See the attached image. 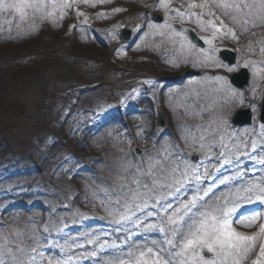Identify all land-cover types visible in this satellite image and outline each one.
I'll use <instances>...</instances> for the list:
<instances>
[{"label":"rangeland","instance_id":"rangeland-1","mask_svg":"<svg viewBox=\"0 0 264 264\" xmlns=\"http://www.w3.org/2000/svg\"><path fill=\"white\" fill-rule=\"evenodd\" d=\"M152 2L129 4L131 10L128 13L126 9H123L121 14L117 15L112 14L115 5H105L110 15L106 14L104 17L96 15L97 5L93 7V4L87 3L89 11H86L79 20H75V17L67 19L64 14L61 16V11H59L58 19L41 18L39 14L33 17L30 14L23 23L14 13L0 14V174H2L0 179L3 180L0 182L3 185L0 186V193L10 190L9 195H0V213L8 214L9 208L18 202H24L23 204L27 205L43 204L49 208L46 214L42 209H35L31 214H27L24 209L9 213V225L0 229V256L3 260H7V253L12 255L17 253L18 260L27 257V254L36 247V240L41 241L40 234L35 230L38 224L47 227L49 233H56L62 226L79 225L86 218L109 217L101 204V201L106 199L103 188L105 180L99 176L97 169L102 160H95L97 163L94 171L97 174L81 172L82 167L91 164L92 153H98L102 147L109 150V157L106 163L100 166V172L106 175L108 181L118 186L119 177H130L134 172V169H130L128 173H125L123 169L128 163L120 161L127 155L132 157L131 149L134 144L142 145L146 156L158 153L159 150L152 151V122L159 124L162 117L165 123L163 129L168 131L166 111L160 110L158 118L155 111L148 117L144 114V109L137 108L134 104L137 102L141 104L144 100L147 108L149 106L154 108L155 98L152 91L163 85L166 82L164 80L171 79L174 82L176 79L185 77L182 70L184 71V68L188 70L193 66L187 65V62L183 60L174 61L168 56L171 50H180L179 37L176 38L175 44L167 37H163L161 40L165 44L161 48L152 46L156 40H159V35H153V29L149 27V25H156L153 22L154 14L144 15L142 10L138 11L137 7V5L146 7L147 4L151 6ZM192 2L199 3L201 0ZM192 2L177 0L176 4L188 11L184 6ZM74 3L77 4V2ZM101 3L106 4V2ZM159 11L165 13L161 7ZM167 13L166 23L177 30L180 27L179 19L170 12ZM223 18L228 26L233 23L228 18ZM5 21H11V24ZM194 21L193 17L192 22L186 21L184 26L198 27ZM176 22L179 26H176ZM258 22L260 26L255 21L258 26L257 33L260 32L264 36V23L260 20ZM121 27L131 30L132 38L139 37L129 56L124 55L126 45L121 44L118 39ZM93 28L100 39L93 36L91 32ZM141 28L147 29L143 35H140ZM198 28L203 39L217 40V47L227 48L231 44L235 45V39L233 42H231L232 39L219 41L221 35L213 38L210 30ZM243 39L244 36L239 35L237 42ZM250 40L252 42V38ZM101 41H107L109 47H103ZM242 44L238 48L247 54L258 49L257 43L252 46H248V43ZM261 45L264 46V38ZM205 51L211 53L209 47ZM193 52L196 55L198 49ZM148 53L163 59V63H157L159 61H153V58L148 62V59H145ZM141 56L143 58L140 59ZM215 60L219 62L220 59L217 56ZM245 61L247 58L244 56L239 63L240 69L245 63H252ZM198 64L202 63L198 62ZM205 69L202 66L194 67L193 70L196 73L184 82L199 78L207 88L205 80L212 79L213 76L209 75L211 71ZM251 72L252 83L248 91L244 93V91L232 89L235 92L233 97L238 101L235 107L229 104L226 107L221 105L218 113L205 111L203 115H189V118H186L188 113H193V105L187 104L191 106V109L186 106L181 111L185 117L178 115L180 130L194 127L197 136L202 131L208 142L215 140L218 143L221 136L226 142H233L229 118L247 105L257 110L256 104L261 100L264 90V63L261 65L253 63ZM205 73L208 75L205 76ZM221 73L224 74L222 71ZM228 79L227 76L229 84ZM109 80H112L113 84H109ZM159 80L163 83H158ZM172 88L177 89V84ZM239 94L242 96L239 97ZM113 95L115 97H112ZM74 98L77 102H74ZM247 101H249L248 104ZM79 104L80 106L75 110L82 111L84 114H75L80 117L77 121L78 126L75 127V125H69L71 120L66 122L65 118L68 109H74ZM120 112L121 114L117 116ZM108 114L113 117L111 119L115 120V124L100 134L95 146L93 145L94 149L88 146L87 141L79 143L75 139L81 123L86 124L90 120L103 122ZM99 115H102L101 119L97 118ZM70 129L73 132H70L72 135L69 137ZM258 129L261 134L260 126ZM249 135L257 143L260 140L264 141V136H261V139L257 137L254 127L244 129L235 142L241 146L247 145L245 139H252ZM132 141H138V143H132ZM62 149L64 153L60 151ZM51 150H55L56 153L46 160L43 159L44 156L48 157L51 154ZM189 151L191 150L188 149ZM212 151L214 155L211 158H214L219 155L220 148L214 147ZM70 152L80 157V160H69ZM206 154L207 147L204 151H191L188 159L192 160L193 156H197L199 161L205 160L207 163L211 158L206 159ZM62 160L64 162L59 165ZM135 160L133 165L136 164ZM48 163L49 170L41 175L37 174L42 170L40 166L46 169ZM121 163L123 166L116 169V166ZM12 166H18L21 172L33 170L34 167H37L38 171L26 178L19 177L15 173L3 177L9 173L5 170ZM75 183H83L84 194L80 199H74ZM20 188L23 189L17 190ZM247 204L249 203L243 202L241 207ZM47 215L49 218L44 221ZM27 222H31L28 227H26ZM257 226L256 220L252 227L257 230ZM258 240L259 237L257 242ZM47 257L51 256L47 255ZM124 258L127 259L126 256ZM37 259L41 260L39 256ZM109 261L104 260L100 264H108ZM43 263L46 264V262Z\"/></svg>","mask_w":264,"mask_h":264},{"label":"snow or ice","instance_id":"snow-or-ice-1","mask_svg":"<svg viewBox=\"0 0 264 264\" xmlns=\"http://www.w3.org/2000/svg\"><path fill=\"white\" fill-rule=\"evenodd\" d=\"M74 2L78 3L79 0H0V14L14 13L21 23L30 14L33 17L39 14L41 18H54L57 10L61 11L62 16L63 10L71 9ZM83 2L88 3V0ZM159 6L166 13L173 11L174 17L181 23L192 22L194 17L197 26L202 30H210L213 38L223 33L236 39L233 29L228 27L221 17H226L233 23L251 24L253 27L256 26V20L264 23V0H201L199 3L185 5L187 12L172 10L170 0H160ZM197 9L200 11H195ZM213 9L219 10L220 15ZM77 14L83 15L79 12ZM5 22L11 24V21ZM149 27L153 29V35L167 37L174 44L179 37L181 52L187 49L188 54L192 55L196 49V45L185 35L186 29L177 31L169 23ZM163 29L170 31L165 32ZM205 43L211 46L213 39H205ZM209 61L223 67L227 72L236 71L238 67L216 61L215 49H212L211 53L200 49L192 60V66L196 67L198 62ZM244 66L247 67V63ZM217 80L227 84L226 77H217ZM260 131L261 136H264V124H261ZM181 133L183 147L179 143H165L157 154L145 156L140 163L133 165L129 161L123 171L128 173L130 169H134L131 176L119 177L120 183L115 192L105 191L106 199L102 200L101 204L113 223H130L136 232L156 233L160 236L159 240H148L146 237L144 243L132 241L129 244L136 233L126 235L127 259L118 258L115 264H245L246 261H250V264H264V223L260 224L258 233L253 235H246L233 227L234 214L243 202L259 200L264 203V182H249L247 186L236 189L231 197L226 193L213 196L212 184L205 182L216 181L217 177L209 172V165L205 160L196 163L184 155L185 148L204 151L207 147L206 159H209L214 155L212 149L218 146V163L211 167L219 173L224 165L233 164V157L238 164L240 155H249L247 145L241 146L235 141L226 142L223 136L218 143L215 140L208 142L202 131L197 136L186 128H182ZM256 148L257 142L253 140L251 150L255 152ZM259 163L264 165V159ZM241 175L243 174L236 173V176ZM236 176H221L218 183L228 184ZM257 215L241 213L236 217V223L250 228L256 222ZM44 231L48 232L49 229L45 227ZM258 237L262 242L258 254L253 258ZM84 239L87 244L97 247L91 252L72 255L70 252L73 244H65L60 246L63 258L47 257L46 253L39 249L49 245L42 244L37 239L36 247L27 254L28 258L24 264H80L83 256L96 257L98 251L102 252L109 246L106 241L101 242L100 237L92 233H85ZM74 246L84 247L79 242H75ZM38 256L40 261L37 260ZM0 264H4L2 256ZM108 264L113 262L109 261Z\"/></svg>","mask_w":264,"mask_h":264},{"label":"bare ground","instance_id":"bare-ground-1","mask_svg":"<svg viewBox=\"0 0 264 264\" xmlns=\"http://www.w3.org/2000/svg\"><path fill=\"white\" fill-rule=\"evenodd\" d=\"M210 67H212L213 68V70H217L218 68H220V67H218V66H216V64H214V65H209ZM121 80H119V82H120ZM108 83L109 84H113V81L112 80H109L108 81ZM193 84L195 85V90L193 91V93H192V95L190 96V97H187V95L186 94H188V92L191 90V86L190 85H187V86H185L184 88H182L181 90H179V91H177V92H175V97H176V100H175V97L174 96H169L168 98H167V102H168V106H169V108L175 113V114H178L179 113V111H178V109H177V107H176V105L177 106H181V104H182V102H184L185 101V103L186 102H189L190 101V99L192 98V97H194V98H199L198 97V95H197V93H202L203 95H204V97H205V99H206V107H207V110H212V109H214V108H216V106L218 105V103H219V98H215L216 96L217 97H219L222 93H226V95L227 94H229V92L227 93V92H221L220 91V89H216V88H211L210 90H208L207 92H204L203 91V89L201 88V84H200V81H198V80H195L194 82H193ZM191 93V92H190ZM225 95V96H226ZM225 98V97H224ZM198 102V101H197ZM196 102V103H197ZM229 102H230V104H232V103H235V100L234 99H231V98H229ZM231 106V105H230ZM217 110V109H216ZM195 113H198L197 111H195Z\"/></svg>","mask_w":264,"mask_h":264}]
</instances>
